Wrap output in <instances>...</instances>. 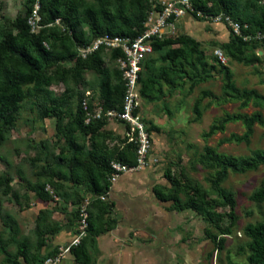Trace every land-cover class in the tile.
Returning <instances> with one entry per match:
<instances>
[{
    "label": "rangeland",
    "instance_id": "rangeland-1",
    "mask_svg": "<svg viewBox=\"0 0 264 264\" xmlns=\"http://www.w3.org/2000/svg\"><path fill=\"white\" fill-rule=\"evenodd\" d=\"M74 1L79 11L85 5L98 7L100 3L105 2L109 10L114 12L119 4L129 11L131 0ZM171 1L149 0L148 15L155 11L156 7L160 9ZM238 3V11L244 17L264 7V0H238ZM25 11V0H0V40L7 31L13 35L22 33L13 23L17 17L23 18ZM220 16L223 14L207 17L199 15V18H195L191 13L184 14L176 22L172 38L179 35L193 38L198 42L199 50L209 65L223 64L214 54L215 50L221 51L225 58L224 65L229 67L232 73L236 92L253 90L264 96V47L258 41H252L256 44L247 54L249 57H259L258 63L244 65L231 61L221 46L234 33L223 20L217 19ZM25 23L30 30L27 17ZM39 24L36 32L31 34H38L44 27L50 26L42 25V19ZM84 31L87 33L86 27ZM43 43L48 45L45 41ZM165 52L166 50L153 53L148 58L147 66L142 70L144 78L150 75L158 79L160 69L168 66L167 61L163 59ZM103 63V68L112 76L116 64L106 56ZM73 65L74 62H66L61 66L68 69ZM184 66L186 73L177 72L173 86L166 85L160 79L159 88L151 90L155 98H141V118L150 140L145 168L152 169L163 178L166 184L162 191L165 194L171 188L165 173L179 184L178 205L182 207L179 211L172 210L176 214L179 228L177 236L175 235V238L178 237L175 253L173 256L169 255V262L165 260L161 263L226 264L227 259H231L237 264H248V239L243 230L249 224L264 223V202L251 200L253 192L264 189V165L244 172H230L222 183V187L236 200V219L232 225L227 217L222 220L221 226L230 227L231 234L225 237L222 248L217 249L205 235V230H209L218 239L223 236L203 218L202 211L213 210L224 214L228 212V208L216 197L211 196L210 186L215 167L204 158V148L209 147L220 155L246 159L256 150L264 151V126H255L249 143L237 142L230 140V137H242L244 126L240 122L227 121V116L237 113L251 115L260 112L264 116V104L259 106L250 102L242 106L241 101H227L222 79L217 71L211 72L209 77L202 81L196 76L200 70L199 65L184 63ZM56 71L57 68L53 67L48 73ZM81 76L78 83L68 77L65 81L55 79L47 90L55 97L61 96L65 90L72 92L70 110L73 112L78 104V93L81 102L86 100L93 110L101 107L104 102V77L91 71H85ZM27 88L24 87L25 90ZM201 92H207L209 96L201 101L198 112L194 113L193 108ZM68 120L58 122L56 118L40 119L34 107V98L27 97L21 103L13 129L0 143V176L9 181L7 192L4 186H0V264H9L5 262L6 258H18V245L21 242L27 246L28 261L25 262L19 257L17 264H43L48 256L46 254L56 250L39 248V234L42 239L49 241L50 236L54 235L49 233L51 230H60L63 225L77 226L78 218L74 205L81 197H86L88 185L75 184L67 176V157H70L71 152L62 134L57 131V125L64 127ZM213 127L218 130L208 136ZM100 132L104 134V137L99 139L101 149L117 152L126 148L135 155L136 143L128 142L117 122H108ZM76 142L83 152L93 148L90 137H85L80 132L76 133ZM65 156L66 160H60ZM62 174L64 177H61ZM35 185L45 186V192L49 196L47 201H42L35 195ZM194 194L200 199L194 202L196 208L191 209L187 203ZM204 197L208 206L200 203ZM38 214H41L40 219L36 221ZM87 237L89 238V235Z\"/></svg>",
    "mask_w": 264,
    "mask_h": 264
},
{
    "label": "trees",
    "instance_id": "trees-1",
    "mask_svg": "<svg viewBox=\"0 0 264 264\" xmlns=\"http://www.w3.org/2000/svg\"><path fill=\"white\" fill-rule=\"evenodd\" d=\"M119 1V0H118ZM195 18L202 16H229L240 25L241 36L232 34L230 39L221 47L227 58L231 61L250 65L260 62V58L247 54L252 51L256 44L252 41H258L264 47V38L256 39L255 36L264 34V7L256 9L255 13L247 14V17L239 13L238 0H190ZM36 0H25V16L17 17L14 20V26L22 33L13 35L12 32H5L0 40V143L4 141L5 136L13 129L17 114L21 108V103L27 97L34 98V107L40 119L56 118L58 122L63 119H69L64 127L57 125V131L62 134L67 143L68 150L71 152L67 157V176L75 184L86 183L88 192L91 196H101L109 188L108 178L110 175L109 163L117 159L124 164L132 166L135 164V155L126 148L117 152H108L101 149L99 139L103 138V132H100L108 120H92L85 124V111L83 110L80 94H77L78 104L76 111L70 110L73 98L72 92H65L58 97L51 96L47 88L55 79L63 80L70 78L74 83H78L82 78V73L91 71L104 77L102 82L103 104L102 109H119L124 99V83L121 78V72L116 67L112 76L107 69L103 68L105 56L115 63V59L121 56L119 52L107 53L100 49L86 58H80L77 55V47L90 43L97 37L105 34L111 36L129 37L134 39L143 31V24L148 17L150 10L149 0H131L130 10L126 11L121 4L111 12L108 5L103 2L98 7L95 5H85L80 11L74 0H38L39 15L44 27L38 34H31L25 23L26 17L31 13ZM158 11V7H156ZM155 9V10H156ZM160 10V9H159ZM59 19L56 25V20ZM87 29V33L84 31ZM243 37H248L244 40ZM48 45L45 46L43 42ZM177 45V48H172ZM153 53H160L166 50L163 59L167 61L168 66L161 68L158 79L142 74L149 61V56L143 63L139 74L140 95L141 98H155L152 89L159 88L161 79L166 85L173 86L174 77L178 73H186L184 63H190L192 66L199 65L200 70L196 73L199 80H206L210 73L217 71L222 79V88L227 97V101H241L242 106L250 102L257 105L264 104V96L257 92L244 90L237 93L234 86L232 73L226 65H209L204 60L203 53L199 50V44L193 38L185 35H179L175 38H168L162 41H155L153 44ZM152 53V54H153ZM74 62V65L68 69L62 68V64ZM56 67L55 73H48V70ZM60 69V71H59ZM113 80V81H112ZM24 87H28L26 90ZM237 93V95H234ZM207 92H201L200 97L194 105V113L198 112V106L201 101L208 97ZM89 111H92V105L87 102ZM227 121L240 122L244 126L242 137L231 136L230 140L244 141L249 143L255 126H264V116L260 112H254L251 115L237 113L227 116ZM217 127H213L207 134L212 135ZM221 130V128L219 129ZM80 132L85 137L92 140V150L83 152L76 142V133ZM204 158L211 162L215 167V175L211 182V196L216 197L220 203L228 208L227 213L217 211H202L203 218L219 232L220 239L217 236L205 230L207 238L221 249L226 236L231 234L230 227H222V220L227 217L231 225L235 222L236 200L234 196L222 187V183L230 172L239 173L264 165V151L256 150L251 157L236 158L224 156L216 153L209 147L204 148ZM60 160H66L61 157ZM171 188L165 194L158 186L155 189V197L170 204V210L179 211L182 207L179 203L178 183L171 179L169 174H164ZM61 177H64L62 174ZM9 181L6 177L0 176V186H4L5 192L9 190ZM33 192L42 201H47L49 196L45 192V186L35 185ZM197 193V192H195ZM81 197L75 207L83 201ZM200 198L197 194L189 199L187 206L195 209V203ZM251 200L257 203L264 202V189H259L252 193ZM200 203L207 205L206 198H201ZM71 205V204H70ZM110 205L99 199L93 200L88 206V229L87 235L82 239L78 246L71 247L70 253L76 263L89 264V257L84 248L85 241L90 239L95 242L94 237L106 231L99 227L97 223L102 222L101 215L108 212ZM77 218L78 211L75 209ZM95 212V213H94ZM38 214L36 221L40 219ZM58 230H51L49 233L55 234ZM244 236L248 239L246 248L248 255L246 262L248 264H264V223L259 222L247 225L243 230ZM43 235V234H42ZM89 235V238L87 237ZM38 247L46 246V240L39 234L37 241ZM58 251L49 252L46 258L54 256ZM21 257L25 262L28 261L27 246L24 242L18 245V258ZM18 258H6L5 262L17 264ZM45 258V259H46ZM226 264H237L231 259H227Z\"/></svg>",
    "mask_w": 264,
    "mask_h": 264
},
{
    "label": "built area",
    "instance_id": "built-area-1",
    "mask_svg": "<svg viewBox=\"0 0 264 264\" xmlns=\"http://www.w3.org/2000/svg\"><path fill=\"white\" fill-rule=\"evenodd\" d=\"M193 9L188 0H172L164 4L160 10L150 13L143 24V31L138 37L131 39L129 37L111 36L105 34L97 37L86 45L77 47V55L80 58H86L92 53L103 49L111 54L119 52L121 56L115 59V64L121 72V78L124 83V99L119 109L103 110L102 107L89 111L86 100H83L82 106L85 111V124L92 120H101L105 118L108 122H117L124 126L123 132L128 142L136 143L135 164L129 166L121 161L114 159L109 163L110 175L108 178L109 188L104 195L86 196L76 207L78 211L77 228L74 238L71 242L58 249V252L45 259L43 264H61L65 254L70 253L71 247L78 246L82 239L87 235L88 229V206L95 200L106 202L111 185L115 183L121 174L134 173L147 165L146 158L150 150V140L146 132L143 120L141 118V95L139 74L142 70L144 61L153 53L152 44L155 41H162L172 38L175 32V24L184 14H192ZM200 14L198 13V16ZM39 5L36 3L31 13L27 16V24L31 33L36 32L40 22ZM218 20H223L237 36H241L240 25L229 16H220ZM59 20H56L58 24ZM256 39H263L264 34L258 33ZM244 40L248 37H243ZM216 57L225 64V58L221 51L215 50ZM48 189V187H47Z\"/></svg>",
    "mask_w": 264,
    "mask_h": 264
},
{
    "label": "crops",
    "instance_id": "crops-1",
    "mask_svg": "<svg viewBox=\"0 0 264 264\" xmlns=\"http://www.w3.org/2000/svg\"><path fill=\"white\" fill-rule=\"evenodd\" d=\"M122 130L124 126L118 123ZM165 182L150 168L121 174L111 185L106 203L108 212L101 215L99 227L106 229L95 236V242L85 241L89 264H162L175 253L178 237L176 214L170 204L155 197V189ZM86 196H91L87 193ZM95 213V212H94ZM77 226H61L44 249L58 250L74 238ZM177 236V235H176ZM61 264L76 263L71 253L65 254Z\"/></svg>",
    "mask_w": 264,
    "mask_h": 264
}]
</instances>
